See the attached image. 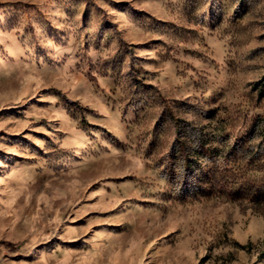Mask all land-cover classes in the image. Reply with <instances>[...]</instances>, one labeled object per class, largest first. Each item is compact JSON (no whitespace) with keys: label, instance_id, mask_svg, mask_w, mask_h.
<instances>
[{"label":"rangeland","instance_id":"374dc122","mask_svg":"<svg viewBox=\"0 0 264 264\" xmlns=\"http://www.w3.org/2000/svg\"><path fill=\"white\" fill-rule=\"evenodd\" d=\"M0 264H264V0H0Z\"/></svg>","mask_w":264,"mask_h":264}]
</instances>
